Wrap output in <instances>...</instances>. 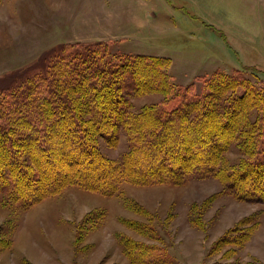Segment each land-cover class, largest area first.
Instances as JSON below:
<instances>
[{"label":"rangeland","instance_id":"rangeland-1","mask_svg":"<svg viewBox=\"0 0 264 264\" xmlns=\"http://www.w3.org/2000/svg\"><path fill=\"white\" fill-rule=\"evenodd\" d=\"M95 45H107L113 60H164L174 93L138 76L118 90L131 114L168 103L180 86L200 90L212 77L223 76L226 96H247L249 87L264 89V0H0V100L62 50ZM258 113L252 109L251 118ZM222 138L228 146L217 174L168 183L124 178L113 193L67 184L30 204L0 190V264H264V200L239 196L223 180L222 170L248 156L237 137ZM97 140L103 156L122 166L131 149L126 130L116 141ZM78 166L63 162L52 175H75Z\"/></svg>","mask_w":264,"mask_h":264},{"label":"trees","instance_id":"trees-1","mask_svg":"<svg viewBox=\"0 0 264 264\" xmlns=\"http://www.w3.org/2000/svg\"><path fill=\"white\" fill-rule=\"evenodd\" d=\"M52 59L49 71L33 73L2 90L0 119L6 124H0V190H11L30 204L67 184L113 193L124 178L168 183L192 172L217 174L216 162L228 146L222 137L234 136L248 158L239 167L222 170L223 180L239 196L264 200V89L252 86L247 96H226L223 76L212 77L200 90L180 86L168 103L131 114L118 90L140 82L138 76L146 85L152 76L167 89V96L174 93L163 59L124 55L113 60L107 45L62 50ZM255 108L259 113L252 119ZM122 129L131 149L119 167L103 156L97 139L102 135L116 141ZM216 148L218 155L213 157ZM6 159L9 166L4 167ZM63 162L80 164L75 175H52ZM135 170L143 176L133 174ZM91 172L99 180L88 179L94 177ZM240 178L246 181L239 183Z\"/></svg>","mask_w":264,"mask_h":264},{"label":"bare ground","instance_id":"bare-ground-1","mask_svg":"<svg viewBox=\"0 0 264 264\" xmlns=\"http://www.w3.org/2000/svg\"><path fill=\"white\" fill-rule=\"evenodd\" d=\"M164 54V53H163Z\"/></svg>","mask_w":264,"mask_h":264}]
</instances>
